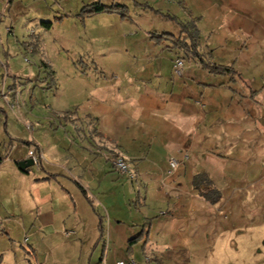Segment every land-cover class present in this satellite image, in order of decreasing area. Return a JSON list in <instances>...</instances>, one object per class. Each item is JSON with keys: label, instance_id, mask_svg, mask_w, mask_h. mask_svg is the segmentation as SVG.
Listing matches in <instances>:
<instances>
[{"label": "crops", "instance_id": "0c3cea01", "mask_svg": "<svg viewBox=\"0 0 264 264\" xmlns=\"http://www.w3.org/2000/svg\"><path fill=\"white\" fill-rule=\"evenodd\" d=\"M122 1L129 10L126 18L116 13L85 18L102 17L115 27L111 35L123 40L122 60L130 59L128 66L89 75L78 70L72 58L49 57L58 77L69 68L85 79L79 85L69 77L57 79L55 90L50 82L33 84L25 98L12 84V100L7 99V83L1 86L0 264H29L28 253L35 256L34 264H55L48 240L59 234L75 236L72 242L78 249L88 235L86 245L95 250L104 231L102 211L108 229L100 260L119 248L130 254L136 243L152 250L143 264L162 263L157 245L193 249L194 238L204 234L210 218V203L194 188V175L204 173L221 192L218 203H230L238 199L246 178L264 170V130L257 125L258 115L264 120L259 114L261 101L264 108V79H254L244 62L234 61L240 79L209 72L188 54L172 49L169 41L157 42L150 35L155 32L146 31L147 19L138 17L135 5L151 0L110 4ZM178 1L200 18L201 52L210 54L211 63L228 65L231 54L217 52L227 37L220 28L242 6L236 0H159L157 10L177 16ZM111 55L107 52V58ZM177 58L183 61L180 75L174 68ZM49 91L57 96V105L50 102ZM87 120L93 124L91 130L80 125ZM30 150L38 162L23 169L20 164L31 158ZM117 156L129 163L135 173L132 180L113 165ZM170 158L179 163L171 174ZM10 173L23 176L13 181ZM5 191L13 199L10 205L1 200ZM32 213L34 221L24 224V216ZM194 227H203L198 236ZM23 235L25 248L13 245Z\"/></svg>", "mask_w": 264, "mask_h": 264}, {"label": "rangeland", "instance_id": "374dc122", "mask_svg": "<svg viewBox=\"0 0 264 264\" xmlns=\"http://www.w3.org/2000/svg\"><path fill=\"white\" fill-rule=\"evenodd\" d=\"M111 1L0 0V90L2 84L6 82L7 99L12 100V95L9 94L14 92L10 89L12 84L16 85L17 94L20 93V96L25 98L35 84L47 86L50 82L51 88L55 90L57 79L60 82L62 78L69 77V82H75V85H79L82 78L85 79L75 76L69 68L62 72L59 78L53 71L54 65L49 64V57H52L53 61L55 59L60 61L61 57L72 58L76 68L89 75L93 72L97 73V70L105 72L107 68L114 70L119 66H128L130 59L122 60L125 53L122 48L123 40L115 35L116 33L111 35L115 27H110L107 20L102 17L87 21L79 15L75 16L80 13L77 9L83 5L92 2L109 5ZM140 1L138 0L137 3ZM181 2L178 1L181 12L177 16L157 10L159 0H151L145 5H140L144 4L140 2L135 6L139 7L136 11L140 14L138 17L147 19L146 31L155 32L160 36L164 34L161 41L167 40L173 45V41L179 35L196 27L199 42L202 43L203 38L199 31L200 18L193 16L186 4H180ZM236 3H239L242 9L234 14L230 13V16L222 21L220 31H223L227 37L222 47L217 48V52L226 51L231 54L230 62L227 60L228 65H233L234 61L244 62L249 67L252 77L262 81L264 79V0H236ZM143 11L144 14H142ZM137 28L144 29L141 26ZM201 47L202 44L200 49ZM208 47L209 50L212 49L211 46L208 45ZM107 52L112 53L110 58H107ZM237 65L238 63L233 67L241 76V70H237L240 67H236ZM56 69L60 72V68ZM65 81L68 83L67 79ZM49 93L50 102L57 105V96L53 98V93L50 91ZM260 104L262 109L259 114L264 115L263 101ZM5 110L9 115L6 107ZM50 114L56 113L50 110ZM72 124L78 125V122ZM80 125L91 130L93 124L87 120L82 121ZM257 125L259 130H264V120L261 115H258ZM77 157L81 163L84 162L80 154ZM32 167L34 165L28 169ZM256 173V177L246 178L247 182L243 181L237 200L211 205L205 203L211 211L210 218L207 221L208 224L207 222V225L204 224V228L194 227L196 236L202 228L204 234L194 238L193 249H180L186 246L173 244L165 247L157 245V257L163 262L153 260L148 264H264V170ZM10 175L13 181L23 176L19 173H10ZM19 185L21 186V182ZM8 193L5 191L4 197L1 198L6 205H10L13 200ZM195 206V211H199L198 205L195 204ZM103 212L101 214L104 219V231L99 235L100 241L95 250L91 248L92 246L86 245L88 235L83 236L82 249H78L72 242L75 237L73 235H66L64 238L62 234H59L49 238L48 244L53 248L55 264H116L117 260L124 263L133 260L136 264H143L144 256L151 255L152 250L150 246L142 250L141 245L136 243L130 246V254H126V249L119 248L121 250L117 249L110 256L100 260L101 248L104 247L103 240L106 238L108 229L107 218ZM34 216V213L24 216V224L32 223ZM15 220L20 223V220L16 218ZM11 233L10 236H12ZM66 238L67 241L64 240ZM24 239L23 235V238L16 239L13 245L19 247L22 244L25 248ZM34 257L28 253L26 262L34 264Z\"/></svg>", "mask_w": 264, "mask_h": 264}, {"label": "trees", "instance_id": "16d2710c", "mask_svg": "<svg viewBox=\"0 0 264 264\" xmlns=\"http://www.w3.org/2000/svg\"><path fill=\"white\" fill-rule=\"evenodd\" d=\"M98 13H116L122 18L129 16L128 7L125 4L113 3L110 5H104L99 2H93L84 5L80 10L79 16L81 18H85L86 16ZM193 19L196 20V18ZM163 35L164 34H162V36L153 35L152 38H155L157 42H160L158 39H162ZM171 48L178 49L188 54L193 59H196L203 68H206L211 73L228 74L231 76V80H233L235 77L240 79V74L234 69L233 65H221L209 62L208 56L210 54L204 55V53L201 52L199 34L196 27H193L191 31L189 30L187 33L178 36V38L173 41ZM193 186L198 191V194L210 204H216L221 200V192L213 185V182L204 173H198L194 175ZM101 231L102 228L100 227V233ZM137 237L132 238V240L137 239ZM30 264L32 263L30 262Z\"/></svg>", "mask_w": 264, "mask_h": 264}, {"label": "built area", "instance_id": "2783aa9c", "mask_svg": "<svg viewBox=\"0 0 264 264\" xmlns=\"http://www.w3.org/2000/svg\"><path fill=\"white\" fill-rule=\"evenodd\" d=\"M174 68L175 72L180 75L183 68V61L180 58L175 59L174 61ZM30 127V126H29ZM29 156L33 159L34 164L38 162L39 157L36 155L34 150L29 151ZM169 168L168 173H173L177 167H178V161L174 158L169 159ZM113 165L117 168V170L121 173L127 176L129 179H133L135 177V173L130 167L129 163L126 161V159L123 156H117L113 159ZM1 231V228H0ZM116 264H136L133 260H131L129 263H124L123 261H118Z\"/></svg>", "mask_w": 264, "mask_h": 264}, {"label": "water", "instance_id": "95a60500", "mask_svg": "<svg viewBox=\"0 0 264 264\" xmlns=\"http://www.w3.org/2000/svg\"><path fill=\"white\" fill-rule=\"evenodd\" d=\"M33 164H34L33 159L28 158L25 162H23V164H20V167L24 169L26 167L33 165Z\"/></svg>", "mask_w": 264, "mask_h": 264}]
</instances>
